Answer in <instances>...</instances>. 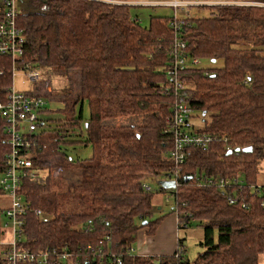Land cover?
I'll return each instance as SVG.
<instances>
[{
    "label": "trees",
    "instance_id": "1",
    "mask_svg": "<svg viewBox=\"0 0 264 264\" xmlns=\"http://www.w3.org/2000/svg\"><path fill=\"white\" fill-rule=\"evenodd\" d=\"M127 1L27 0L29 10L21 13V62L79 75L77 96L68 91L58 101L72 113L70 130L81 128L76 107L82 113L88 103L85 144L92 157L69 158L56 132L41 137L47 142L38 145L34 162L44 174L21 181L18 193L29 209L21 216L16 250L45 256L46 264H190L185 247L180 259L133 250L140 231L155 235L165 218L153 219L154 196L171 193L178 230L192 222L203 228L202 252L193 264H263L264 187L256 181L264 158V0L198 7L211 10L210 16L185 19L180 38L187 53L223 63L179 75L191 108L203 115L199 134L212 140L206 148L187 149L180 185L150 190L147 176L174 170V140L165 131L177 97L164 87L176 31L173 17H151L149 27L141 26ZM13 70V59L0 56V102L7 99ZM121 119L127 124L108 123ZM4 129L0 119L1 177L10 151ZM249 147L251 153L236 152ZM71 168L81 172L80 182L52 177L53 170ZM204 176H222L230 184L220 189L200 181ZM238 176L242 183L234 182ZM2 216L7 218L0 208V240L6 241ZM6 242H0V264H7L4 256L13 248ZM178 244L184 246L183 240Z\"/></svg>",
    "mask_w": 264,
    "mask_h": 264
},
{
    "label": "built area",
    "instance_id": "2",
    "mask_svg": "<svg viewBox=\"0 0 264 264\" xmlns=\"http://www.w3.org/2000/svg\"><path fill=\"white\" fill-rule=\"evenodd\" d=\"M169 5L175 9L174 21L171 23L176 31L175 43L172 48L171 56L173 59L172 67L167 72L168 82L164 87L165 94H175L177 103L173 115L174 129L172 131L174 146L170 153V158L174 162V170L160 174L163 181H175L180 185L182 165L186 159V151L189 148H206L211 142L212 137L199 134L192 122L194 110L190 106L186 85L180 81L179 75L189 67L200 65V59L194 58L187 53L186 43L180 38L185 19L180 15H190V7H213V6H233L249 5L242 3V0H169ZM0 8L4 19L0 21V56H7L13 59V68L24 70L28 80L35 86L40 82L41 75L31 65L22 63L21 58L24 54L21 45L24 42L22 30L19 27V18L21 13L15 0H0ZM208 76V72L206 73ZM44 80V79H43ZM47 92L51 93L49 83ZM45 97L33 91H17L9 89L7 99L0 102V119L5 123V134L9 146L7 155V165L2 177L0 178V188L4 196L8 199V208L6 217L8 223L2 227V230H8L10 240L0 242L12 245L9 253L4 256L7 264H46L47 258L42 255L34 254L30 251H17L15 246L21 240L19 227L21 226V216L26 213L29 206L25 203L23 197L19 195L20 184L23 177L38 178L43 173L38 172L34 158L38 155V145H45L42 140L45 134H48L44 128V121L41 117L44 113L46 102ZM157 176V175H156ZM200 179L204 184L217 185L224 189L230 181L222 176L214 179L210 176H204ZM147 177L145 182L150 185ZM161 180H158L160 182ZM236 183H242L240 176L234 180ZM264 187L261 186L260 189ZM224 191V190H223ZM37 215L41 213L36 212ZM117 263L120 258H115ZM161 264V263H159Z\"/></svg>",
    "mask_w": 264,
    "mask_h": 264
},
{
    "label": "rangeland",
    "instance_id": "3",
    "mask_svg": "<svg viewBox=\"0 0 264 264\" xmlns=\"http://www.w3.org/2000/svg\"><path fill=\"white\" fill-rule=\"evenodd\" d=\"M166 1L168 0H146L145 3L135 4L130 7V12L135 19H138L140 21L141 26L149 27L151 17H175V9H173V7L171 6L163 4ZM242 3L254 4V1L242 0ZM26 4L27 0H17V5L20 13L28 12L29 9L26 7ZM189 10L191 11L189 16L182 14L180 15V18H203L209 17L211 14V10L207 8L190 7ZM222 65L223 63L221 61H219L217 64H212L209 60H200V66L202 68L221 67ZM35 69L41 75L40 82H38L36 86L28 80L24 70L20 68H14L11 89L17 91H33L37 94L46 96V107L41 117V120L45 123L43 129L50 134L56 132L60 135L61 138H63V142L60 145V149L65 154H67L69 158H73L76 161L91 158L92 146L90 144H85V125L90 118L88 103H84L82 113L80 105L76 107L75 114L76 118L80 120L81 128L70 130L66 128V125L68 123L67 120L72 113L68 109H66V106L63 103L58 101V99L68 91L71 92L74 97L77 96L79 92V75L74 74L70 77V75L68 76L65 74H56L54 73L55 71L50 68L36 67ZM46 83H49L51 87V93L47 92L48 86L46 85ZM192 120L197 130L203 128V115L201 113L194 112ZM108 123L112 125H125L127 124V121L121 119ZM46 142L47 141H45V143ZM49 146L50 145H48V147ZM53 176L65 184H69L71 182H80L81 180V172L78 169L72 168L57 171L53 170L52 177ZM161 179L162 177L157 175L156 178H153V180L149 179L148 182H150V186L155 189L159 186L157 181ZM256 183L259 186L264 185V158L261 161L260 172L258 174ZM174 204L175 199L171 193L156 194L153 198V219L155 220L159 219L162 216H165V218L163 219L164 222L169 217L173 218L174 214L171 213V210ZM0 208L2 210H6L8 208V200L5 196H0ZM7 222V218L2 216V224H5ZM163 222L161 223V225L163 224ZM5 231L6 233L4 235L6 240H8V230L5 229ZM149 236L150 235H147L145 231L140 232L139 238L133 246V250L136 255H140L144 251L143 249L147 245V241H149L150 239ZM156 237V245L162 243H167V245H171L172 243L170 237L168 238V236L159 235V230L156 233ZM178 238L183 240V244L186 250L184 253V260L190 262V264H193L194 260L198 257L199 253L202 252V249L199 245L200 242L203 240L202 226H199L197 222H192L189 228L178 230ZM139 248L140 251L138 250ZM177 249L178 243L176 245L175 251L170 255H174ZM148 250L151 251L150 244L148 246ZM150 256L160 257V254ZM260 261L264 264V255L261 257Z\"/></svg>",
    "mask_w": 264,
    "mask_h": 264
},
{
    "label": "crops",
    "instance_id": "4",
    "mask_svg": "<svg viewBox=\"0 0 264 264\" xmlns=\"http://www.w3.org/2000/svg\"><path fill=\"white\" fill-rule=\"evenodd\" d=\"M102 1L121 3L123 0H118V1H116V0H102ZM145 1L146 0H128L126 3L130 7H132L135 4L145 3ZM168 1L164 2L163 4L167 5V6H171V5H169ZM162 222H163V220H162ZM161 223H160V225H161ZM158 230H159V235L168 236V238L170 237L171 242H172L171 245L170 244L167 245V243H162V244H158V245L155 244V237H156V233ZM157 231H156L155 235L149 236L150 239H149V241H147V245L143 249L144 251L140 254L141 256H150V255H157V254H160V256L161 255L166 256V255L172 254L175 251L176 245H177L178 240H179V238H178V220H177L176 215L174 214L173 218L169 217L167 220H165L163 222V224L158 227ZM174 241H175V243H174ZM149 244L151 247V251L148 250ZM138 250L140 251V248ZM163 253H166V254H163Z\"/></svg>",
    "mask_w": 264,
    "mask_h": 264
},
{
    "label": "bare ground",
    "instance_id": "5",
    "mask_svg": "<svg viewBox=\"0 0 264 264\" xmlns=\"http://www.w3.org/2000/svg\"><path fill=\"white\" fill-rule=\"evenodd\" d=\"M16 2H17V0H15ZM2 19H4V14H2ZM1 19V20H2ZM22 30V29H21ZM22 35H23V39H24V42H23V44L21 45V49L23 50V52L25 53V49H26V38H25V35H24V33H23V30H22ZM175 106H176V104H175ZM175 106H174V109H173V112H172V115H171V119H170V121L168 122V127H167V129H166V131L165 132H167V133H169V134H171L172 135V131H173V129H174V124H173V115H174V110H175ZM173 136V135H172ZM147 177H150L151 178V180H153V178H156L155 176H147ZM146 177V178H147ZM146 178H145V180H146ZM161 182H163V181H161ZM165 182H174L175 183V188L178 186V183H176L175 181H165ZM158 185L159 186H162V185H160L159 184V182H158ZM144 187L147 189V190H150L151 189V186L150 185H148V184H146V182H145V184H144ZM163 187V186H162ZM164 188V187H163ZM175 188H170V189H175ZM259 188L257 187V190H258ZM229 202H230V204H233L235 201L234 200H232V199H229ZM7 235L9 236L8 237V240H10V235H9V232L7 231ZM183 251H184V246L181 244V245H179L178 244V249H177V251L175 252V254H174V256H175V258L176 259H180L181 258V255H182V253H183Z\"/></svg>",
    "mask_w": 264,
    "mask_h": 264
},
{
    "label": "water",
    "instance_id": "6",
    "mask_svg": "<svg viewBox=\"0 0 264 264\" xmlns=\"http://www.w3.org/2000/svg\"><path fill=\"white\" fill-rule=\"evenodd\" d=\"M214 62V61H213ZM236 152H243V153H251L252 152V148H244V149H236ZM160 185H162L165 189H170V188H175V183L174 182H159ZM145 224V222H144Z\"/></svg>",
    "mask_w": 264,
    "mask_h": 264
}]
</instances>
